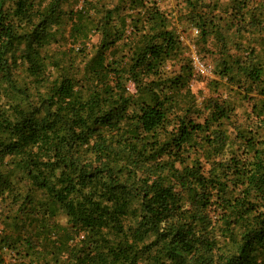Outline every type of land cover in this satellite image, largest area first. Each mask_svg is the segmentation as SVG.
<instances>
[{
  "label": "trees",
  "instance_id": "obj_1",
  "mask_svg": "<svg viewBox=\"0 0 264 264\" xmlns=\"http://www.w3.org/2000/svg\"><path fill=\"white\" fill-rule=\"evenodd\" d=\"M181 3L205 95L159 0H0V264H264V1Z\"/></svg>",
  "mask_w": 264,
  "mask_h": 264
},
{
  "label": "rangeland",
  "instance_id": "obj_2",
  "mask_svg": "<svg viewBox=\"0 0 264 264\" xmlns=\"http://www.w3.org/2000/svg\"><path fill=\"white\" fill-rule=\"evenodd\" d=\"M262 1L264 0H255V6H257V3L262 2ZM179 2H180V5L182 6L185 5L184 3H181V0H159L160 6L170 14L171 28L175 30L176 34L180 37V39H182V42L184 43L183 45L185 49L183 52V56H186L188 59L192 60V50L190 48V45L194 43V40L196 41L197 35L193 34V30L192 28L189 27L190 25L188 23H184L182 20H180V11L181 10L182 12H185V11L181 9V6L177 5ZM233 32H234V29H232L228 34L229 37L232 39V43L236 41L237 39V35H234ZM247 35L249 37L251 36L250 34H247ZM214 40H215L214 37H210L209 42H208L209 46L204 47L203 45H200L197 47L196 52L199 58H201V61L205 62L206 64H210L211 66L207 67L208 69L204 72H201L195 69L194 67L195 69L194 72L198 76L197 78H199L198 81H194V83L192 84V89L196 94H200V93H203L204 95L208 94L209 89L207 85L213 78H215V72L217 69V65L219 63V56L217 53V49L215 48V46H213L215 42ZM209 51L211 52L214 51L215 53L210 56ZM178 61L179 60L171 62L169 66H172L173 69L174 67L177 68ZM219 90L221 94H224V98L227 97L228 99L234 96V94L232 95L229 91V88H227L225 85H221ZM246 107L247 106L244 105L243 108L239 110V112H242ZM0 223L2 224V226H4L1 216H0Z\"/></svg>",
  "mask_w": 264,
  "mask_h": 264
},
{
  "label": "built area",
  "instance_id": "obj_3",
  "mask_svg": "<svg viewBox=\"0 0 264 264\" xmlns=\"http://www.w3.org/2000/svg\"><path fill=\"white\" fill-rule=\"evenodd\" d=\"M193 34L197 35L198 31L197 30H193ZM190 48L192 50V62H193V65H194L195 69H197V70H199L201 72L206 71L208 69L207 67H210L211 65L210 64H206L205 62L201 61V58H199V56H198V54L196 52L197 51V47H196L195 43L191 44ZM2 233H3V226L0 223V236H1Z\"/></svg>",
  "mask_w": 264,
  "mask_h": 264
}]
</instances>
